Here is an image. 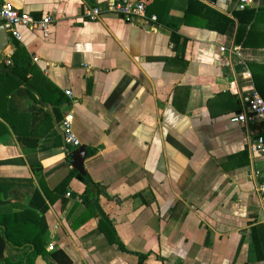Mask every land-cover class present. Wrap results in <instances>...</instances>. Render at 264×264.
<instances>
[{"label":"crops","instance_id":"obj_1","mask_svg":"<svg viewBox=\"0 0 264 264\" xmlns=\"http://www.w3.org/2000/svg\"><path fill=\"white\" fill-rule=\"evenodd\" d=\"M113 1L0 0L52 18L48 36L6 30L0 54V198L30 216L17 240L43 232L35 264L57 249L72 264H264L262 158L249 153L264 124L231 123L256 90L250 65L264 66V0L251 24L234 0H135L149 24ZM69 112L78 148L64 143Z\"/></svg>","mask_w":264,"mask_h":264},{"label":"built area","instance_id":"obj_2","mask_svg":"<svg viewBox=\"0 0 264 264\" xmlns=\"http://www.w3.org/2000/svg\"><path fill=\"white\" fill-rule=\"evenodd\" d=\"M236 9L238 11H245L250 9H258L260 0H234ZM109 11L121 15L127 19H141L144 23L158 22L156 15H148L147 4L143 1L135 0H117L111 2L108 7ZM86 15L90 21H97L101 18L102 13L99 7H92ZM52 18L50 16L43 19H36L26 12L18 11L10 3L0 4V27L5 28L12 33L17 41H22V34L18 28L40 29L45 36L49 35ZM223 51L225 48L222 49ZM232 87L236 86V82L231 83ZM66 94L72 97V92L67 91ZM245 107L243 112L231 118L232 124L251 125L254 123L264 124V98L257 90L244 98ZM64 143L66 146L75 148L80 147L81 143L74 132V112H69L61 123ZM249 153L251 155H259L262 158V168L260 170L261 181L258 187V193L261 203L264 206V138L259 136L253 139L249 145ZM49 250L55 249L54 244L49 245Z\"/></svg>","mask_w":264,"mask_h":264},{"label":"trees","instance_id":"obj_3","mask_svg":"<svg viewBox=\"0 0 264 264\" xmlns=\"http://www.w3.org/2000/svg\"><path fill=\"white\" fill-rule=\"evenodd\" d=\"M156 3L155 1H152L150 3L151 5H154ZM191 4H195L201 9H205L206 11L211 12L218 18L222 19L225 21V27L220 30L224 31L230 24V20L227 18H223L221 15H219L217 12L210 10L206 6L192 1ZM148 6V8H149ZM151 14V12H149ZM244 14L247 15L248 20L246 24H251L252 21L255 19V12L253 10H245L243 11ZM159 19V18H158ZM210 29H215L213 26L210 27ZM174 43L176 46H178L179 43V37L174 34ZM243 46H250L248 41H245L243 43ZM23 49L19 50L18 56H25L23 53ZM17 56L16 60H14V66H18L17 62ZM19 61V60H18ZM20 62V61H19ZM251 71H252V76L255 84L256 90L260 93V95L264 98V66H256V65H250ZM96 153L95 150H89L88 151V156H93ZM37 170V169H36ZM72 176H70L69 179H67L63 183V187L67 186L71 180ZM94 187V184L91 181H88V189L85 192L84 200L87 202L88 196L91 193L92 189ZM29 214L27 210H23L22 213H13L8 210H5L4 208V202L0 198V263L3 264H35V259L39 256H44L46 254V244L47 241L44 239L43 232L39 233L37 235V238H27L23 241H18L17 237L15 236V232L13 229L17 226H26L29 225ZM40 238V240H39ZM39 240V241H38ZM8 248L15 249L17 251H20L21 254L23 253V257L18 258L16 260H13L9 256H7V250ZM51 256L53 260L55 261L56 264H72V260L70 257L61 249H57L53 252H51ZM144 260L142 258V261L140 264H143Z\"/></svg>","mask_w":264,"mask_h":264},{"label":"water","instance_id":"obj_4","mask_svg":"<svg viewBox=\"0 0 264 264\" xmlns=\"http://www.w3.org/2000/svg\"><path fill=\"white\" fill-rule=\"evenodd\" d=\"M207 1H209V2H212V3H214L215 2V0H207ZM0 32H3L4 33V37H2V38H0V54L3 52V50L5 49V47H6V43H7V32H6V30H5V28H3V27H0ZM81 160H80V163H79V165L78 166H76L77 167V169H79L80 168V166H81V164H82V160L83 159H85V157H86V151H85V149H81ZM78 161V160H77ZM161 169H163L164 170V165H163V163H161Z\"/></svg>","mask_w":264,"mask_h":264}]
</instances>
